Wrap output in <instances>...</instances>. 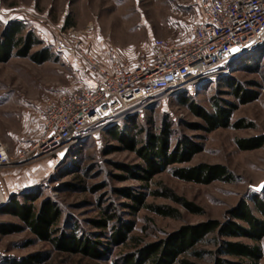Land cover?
Returning <instances> with one entry per match:
<instances>
[{
  "label": "rangeland",
  "instance_id": "obj_1",
  "mask_svg": "<svg viewBox=\"0 0 264 264\" xmlns=\"http://www.w3.org/2000/svg\"><path fill=\"white\" fill-rule=\"evenodd\" d=\"M14 19L21 20L24 29L33 31L41 39L42 43L34 44L31 52L46 46L50 54L42 62L16 54L0 61V139L12 149L14 160L11 166L0 169V177L7 181L8 196L14 189L18 191L20 200L24 199L21 193L25 190L21 188L22 178L35 179L26 191L32 190L33 195H38L37 202L51 197L58 204L61 210L58 229L67 233L75 231L78 235L100 241L99 247H104V254L101 258H90L80 252L60 251L24 229L0 234V264H10L16 258L35 251L48 252V257L36 264H112L114 259L120 261L124 251L134 249L135 241L112 242L113 222L108 227H100L95 222L103 218L100 205H111L114 207L112 210L121 211L123 220L132 219L134 226L129 234L150 242L184 223L208 218L225 220L230 208L252 191L264 189V143L245 149L236 144L238 137L261 135L264 140V46L229 60V70L225 74L198 80L170 93H161L155 99L139 102L120 119L99 123L85 143L76 146L77 150L71 152V157L62 165L55 154L48 158L32 155L18 159L21 151L38 136V112L43 105L60 95L74 92L82 81L80 68L83 59L75 53L59 50V40L69 45L82 42L106 67L110 64V51L136 63L143 55L150 54L152 36L181 42L190 35L192 25L201 19L197 0H0V35L5 24ZM253 60L257 61L256 65L252 64ZM228 76L247 81V85L252 81L260 83L254 88L258 91L257 98L239 104L233 111L231 121L240 118L245 126H219L209 132L189 129L188 124L199 118L183 100L212 109L209 98L218 94L217 89H228L223 83ZM221 95L234 100L231 94ZM130 114L136 116L135 127L125 118ZM163 122L172 124L171 144L184 134L202 144V149L189 161L175 164L222 163L233 171V178L207 183L186 181L164 169L150 182L136 178L118 179L115 173L120 170L111 160L137 163L142 159L127 148L108 152L112 145L119 144L108 129L118 125L117 128L143 138L146 132L158 130ZM160 181L198 203L203 211H188L168 198L147 194L148 202L178 207L181 216L161 215L146 208L131 214L121 204L128 199L114 191V187L122 185L149 191L158 187ZM0 219L17 221L10 214H0ZM28 239L31 242H26ZM198 247L211 246L199 243ZM260 264H264V256Z\"/></svg>",
  "mask_w": 264,
  "mask_h": 264
},
{
  "label": "trees",
  "instance_id": "obj_2",
  "mask_svg": "<svg viewBox=\"0 0 264 264\" xmlns=\"http://www.w3.org/2000/svg\"><path fill=\"white\" fill-rule=\"evenodd\" d=\"M41 43V39L33 31L24 29L21 20L8 21L0 35V61H5L16 54L29 56L35 61L42 62L49 58L48 47L42 46L31 52L34 44ZM253 62L252 64H257V61L253 60ZM246 82L234 76H228L223 81L228 89L225 91L222 88L217 89L218 94L209 98L212 109L184 99L183 102H186L199 118L191 121L188 128L209 132L219 126L244 127L245 123H242L240 118L231 121L233 111L239 104L257 98L258 91L254 88L260 84L252 81L250 85H247ZM223 93L231 94L234 100L222 97ZM125 118L131 126H136L134 114L127 115ZM117 127L118 125H114L108 129L111 137L119 143L112 145L108 152L116 148H127L142 159L137 163L111 160L115 168L120 170L119 173H115L120 180L136 178L141 182H150L156 173L164 169H168L174 176L186 181L207 183L215 179L231 180L234 176L233 171L222 163L201 161L196 164H175L189 161L193 154L202 149V144L188 134L178 137L171 144L173 127L170 122H163L156 131L146 132L143 138ZM263 143L261 135L236 139V144L241 149L253 148ZM74 150H77L76 146L68 150L60 165L71 157L70 153L75 152ZM159 184L158 187L151 188L149 191L129 185L114 187V191L128 199L121 204L131 214L146 208L161 215L181 216L182 213L178 207L148 202L147 194L168 198L188 211H203V208L195 201L179 194L162 181ZM33 194L32 190L22 192L23 200L19 199L16 192L10 194L7 204L0 207V214L15 216L17 221L0 219V234L28 229L37 239L46 241L57 250L80 252L90 258L103 256L104 247L100 249V241L83 237L75 231L67 233L58 229L61 210L51 197L37 202L38 195ZM100 207L103 218L95 222L100 227H108L109 223L113 222L112 242L121 244L129 239L135 241L134 249L124 251L120 261L114 259L112 264H260L264 256V189L252 191L230 208L225 220L208 218L196 223H184L164 237L150 242H145L138 235L129 234L134 226L133 220H123L121 211L112 210L114 207L111 205H100ZM26 242L31 240L28 239ZM199 243L208 244L211 247H198ZM47 257L46 251H35L16 258L10 264H36Z\"/></svg>",
  "mask_w": 264,
  "mask_h": 264
},
{
  "label": "built area",
  "instance_id": "obj_3",
  "mask_svg": "<svg viewBox=\"0 0 264 264\" xmlns=\"http://www.w3.org/2000/svg\"><path fill=\"white\" fill-rule=\"evenodd\" d=\"M197 1L201 19L192 25L190 35L181 42L152 36L150 54L136 63L110 51L106 67L82 42L69 45L59 40V50L83 59L82 81L74 92L47 101L40 111L42 131L18 159L55 154L62 160L99 123L116 120L161 93L225 74L229 60L264 46V0ZM13 163L12 149L0 139V169ZM8 195L7 181L0 177V205Z\"/></svg>",
  "mask_w": 264,
  "mask_h": 264
},
{
  "label": "crops",
  "instance_id": "obj_4",
  "mask_svg": "<svg viewBox=\"0 0 264 264\" xmlns=\"http://www.w3.org/2000/svg\"><path fill=\"white\" fill-rule=\"evenodd\" d=\"M110 65V64H109ZM109 65H107V66H109ZM46 104V103H45ZM44 104V105H45ZM44 105H43V107H44ZM42 107V108H43ZM41 108V109H42ZM41 109L39 110V112H38V115H39V119H40V130H39V133H38V136H37V138L39 137V135H40V133H41V131H42V117H41V114H40V111H41ZM37 138H35L34 140H37ZM33 140V141H34ZM51 156V154H48V155H45V156H43V158H48V157H50ZM9 166H11V165H9ZM9 166H4V167H2V168H5V167H9ZM36 180L35 179H29V178H22V180H21V182L20 183H22L21 184V188L22 189H25V190H21L22 192H24V191H26L28 188H30L31 187V185H33V183L35 182ZM20 191V192H21ZM11 193H14V192H18V191H16V190H14V189H12L11 191H10ZM2 214H4V213H2Z\"/></svg>",
  "mask_w": 264,
  "mask_h": 264
}]
</instances>
